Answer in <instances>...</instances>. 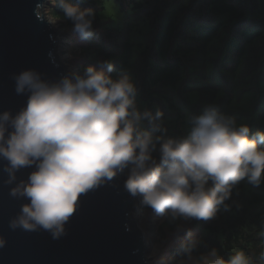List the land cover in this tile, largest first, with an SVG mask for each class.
<instances>
[{
    "label": "clouds",
    "instance_id": "1",
    "mask_svg": "<svg viewBox=\"0 0 264 264\" xmlns=\"http://www.w3.org/2000/svg\"><path fill=\"white\" fill-rule=\"evenodd\" d=\"M54 2L80 41L93 37L94 11L78 6L86 0ZM115 67L110 58L70 67L56 80L35 70L14 76L16 94L27 101L15 115L0 113V161L5 185L15 184L9 195L28 202L9 227L42 229L58 239L81 195L123 175V188L139 198L140 209L174 225L171 237L183 236L173 255L153 245L151 264H253L240 249L225 258L190 225L229 211L226 202L241 182L264 184V132L209 104L186 117L183 134L169 135L163 112L138 105L135 82L127 70L114 77ZM25 168L34 170L17 182ZM5 243L0 237V248Z\"/></svg>",
    "mask_w": 264,
    "mask_h": 264
},
{
    "label": "trees",
    "instance_id": "2",
    "mask_svg": "<svg viewBox=\"0 0 264 264\" xmlns=\"http://www.w3.org/2000/svg\"><path fill=\"white\" fill-rule=\"evenodd\" d=\"M113 1L122 14L120 23L107 15L104 0L78 5L95 14V34L80 41L49 0L48 15L68 33L75 67L113 59L112 75L127 70L138 89V105L159 108L169 135L183 134L186 117L209 104L251 131L264 132V0ZM226 203L230 210L221 208L199 237L225 258L240 249L253 264H264L259 260L264 184L257 188L241 182Z\"/></svg>",
    "mask_w": 264,
    "mask_h": 264
},
{
    "label": "water",
    "instance_id": "3",
    "mask_svg": "<svg viewBox=\"0 0 264 264\" xmlns=\"http://www.w3.org/2000/svg\"><path fill=\"white\" fill-rule=\"evenodd\" d=\"M46 0H0V113L15 115L25 106L27 95L15 92L14 76L35 70L56 80L63 66L55 58L58 40L51 23L40 14ZM56 48V49H55ZM0 161V264H148L146 242L131 212L135 202L114 178L81 195L75 213L65 224V234L53 239L49 232L12 230L9 221L25 199L13 198L5 185L7 175ZM34 168L16 173L26 180Z\"/></svg>",
    "mask_w": 264,
    "mask_h": 264
},
{
    "label": "rangeland",
    "instance_id": "4",
    "mask_svg": "<svg viewBox=\"0 0 264 264\" xmlns=\"http://www.w3.org/2000/svg\"><path fill=\"white\" fill-rule=\"evenodd\" d=\"M49 0H46L42 5V10L40 8V14L43 15L48 22L54 24V34L53 40H58V49L55 51V58L60 66H63L64 72L68 70L70 67H75L73 64L72 56L70 55L72 52V44L68 37V33L61 26V23L58 20L52 19L48 15V5ZM105 11L107 15H109L113 22L120 23L122 15L119 12L118 6L113 0H104ZM56 49V48H55ZM119 180V185L123 187L124 176L118 175L116 177ZM135 202V208L131 212V217L134 220L135 226L136 220L139 221V231L142 233L144 240L146 242V263L151 264V261L148 259L150 253L152 251V246L158 244L161 249V255H169L170 252L174 251L180 239H183L181 235L178 238H174L170 236L171 231L174 228V225L169 224L163 218L155 216L150 210L140 209L139 206V198H132ZM216 219V218H215ZM214 219V220H215ZM214 220H210L208 222L203 221H194L190 227L194 235L200 236L199 232L201 227L205 226V223L212 222ZM137 228V227H136Z\"/></svg>",
    "mask_w": 264,
    "mask_h": 264
},
{
    "label": "bare ground",
    "instance_id": "5",
    "mask_svg": "<svg viewBox=\"0 0 264 264\" xmlns=\"http://www.w3.org/2000/svg\"><path fill=\"white\" fill-rule=\"evenodd\" d=\"M51 26H52V28H54V24H53V23L51 24ZM134 199H135V198H134ZM136 224H137V226H136L137 229H139V225H140L139 221L136 220ZM142 236H143V235H142ZM145 244H146V243H145ZM146 246H147V245H146Z\"/></svg>",
    "mask_w": 264,
    "mask_h": 264
}]
</instances>
